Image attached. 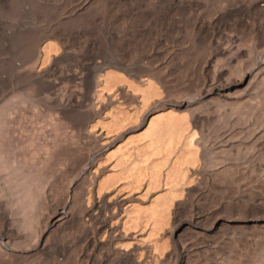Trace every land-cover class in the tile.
<instances>
[{"label": "rangeland", "instance_id": "rangeland-1", "mask_svg": "<svg viewBox=\"0 0 264 264\" xmlns=\"http://www.w3.org/2000/svg\"><path fill=\"white\" fill-rule=\"evenodd\" d=\"M0 6V264H264V0Z\"/></svg>", "mask_w": 264, "mask_h": 264}, {"label": "bare ground", "instance_id": "bare-ground-1", "mask_svg": "<svg viewBox=\"0 0 264 264\" xmlns=\"http://www.w3.org/2000/svg\"><path fill=\"white\" fill-rule=\"evenodd\" d=\"M3 1H5V0H0V5H1V3L3 2ZM3 5V4H2ZM22 5V4H21ZM1 7V6H0ZM20 8V7H19ZM19 10V9H18ZM19 12H21V13H19L20 15L19 16H21V18H23V17H25L26 15H24L26 12H27V7L25 6V4H24V6L22 5V7H21V11H19ZM26 18V17H25ZM16 26H14V29L12 28V30H11V32H4L2 35H0L1 37H0V48L2 49V50H8L9 49V46H11V42H12V40H13V35H14V33H15V31H16ZM17 32V31H16ZM15 36V35H14ZM39 43V42H38ZM14 46V42H13V45H12V47ZM16 48V47H15ZM40 48V47H39ZM11 49V48H10ZM6 50V51H7ZM12 50V49H11ZM19 50V49H18ZM41 50H43V49H41ZM40 49H37V58H38V55L40 56V53L42 52ZM5 51V52H6ZM8 52V51H7ZM6 52V53H7ZM9 53V52H8ZM4 54V53H3ZM12 57V56H11ZM24 58V57H23ZM19 59H21V57L20 56H16V54L14 55V57H12V60H10V58L8 59L9 61L7 62L6 61V63L5 64H3L2 63V65L0 64V77H2V78H4V76H6L7 75V73L12 69V68H17L18 69V67H17V63H18V61H20ZM39 59V58H38ZM22 60V59H21ZM25 61V60H24ZM5 62V61H4ZM23 62V61H22ZM24 67V66H23ZM19 71V70H18ZM13 71H11L10 73L13 75V73H12ZM8 75H10V74H8ZM7 75V76H8ZM11 76V75H10ZM9 76V77H10ZM7 78V77H6ZM4 80V79H3ZM6 80V79H5ZM67 115V114H66ZM82 118V117H81ZM66 119H67V121L69 122V124L71 125V127H72V130L73 131H78V130H80L79 129V126H78V120H77V118L76 117H74V116H70V114L69 115H67V117H66ZM86 130V129H85ZM78 136V135H77ZM100 138V137H99ZM60 257V256H59ZM58 258V257H57Z\"/></svg>", "mask_w": 264, "mask_h": 264}]
</instances>
